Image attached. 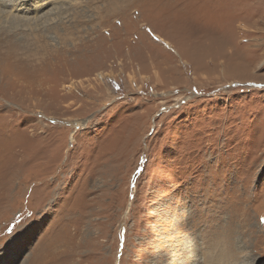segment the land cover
Masks as SVG:
<instances>
[{"label":"rangeland","instance_id":"rangeland-1","mask_svg":"<svg viewBox=\"0 0 264 264\" xmlns=\"http://www.w3.org/2000/svg\"><path fill=\"white\" fill-rule=\"evenodd\" d=\"M53 2L0 6V264H264V0Z\"/></svg>","mask_w":264,"mask_h":264},{"label":"bare ground","instance_id":"bare-ground-1","mask_svg":"<svg viewBox=\"0 0 264 264\" xmlns=\"http://www.w3.org/2000/svg\"><path fill=\"white\" fill-rule=\"evenodd\" d=\"M9 1H11V0H0V6H8V4H9ZM15 1H17V0H14V2ZM31 1V4H30V7H28V9H24L25 7L22 5V3H20L19 5H18V3H17V5L18 6H22V8H23V12H21V13H25V14H28V13H30V14H35V13H39V12H41V11H43L45 8H46V5L48 4V6H49V4H53L54 2V0L52 1V0H30ZM46 1V2H45ZM13 2V1H12ZM48 2V3H47ZM25 3V2H24ZM46 4V5H45ZM54 4H56V3H54ZM58 9L55 7V9H52V10H49L50 11V13L48 12L47 13V11H46V13H44V15L45 16H51V15H54V14H52V12L53 11H57ZM16 14V13H15ZM21 15V14H20ZM44 15L43 16H41V17H37V19H33V20H31L30 19V21H34V22H40V20H38V19H44L45 17H44ZM26 17V16H25ZM44 17V18H43ZM25 19V18H24ZM169 42V41H168ZM167 43V42H166ZM167 45H168V47H170L171 45H169V43H167ZM35 51V50H34ZM33 51V52H34ZM30 60V59H29ZM232 236V235H231ZM220 241V240H219ZM221 244V243H220ZM218 245V244H217ZM216 245V246H217ZM220 247V246H219ZM219 247H217V249L219 248ZM225 249V248H224ZM232 249V248H231ZM214 250L215 249H213V253H214ZM220 250V249H219ZM218 250V251H219ZM233 250V249H232ZM232 250H231V252H232ZM221 251V250H220ZM219 251V252H220ZM234 252V251H233ZM217 253V252H216ZM215 253V254H216ZM224 253V252H223ZM221 254V253H220ZM220 254L218 255V256H220ZM230 254V253H229ZM229 254H227V255H229ZM222 255V254H221ZM225 255V253L223 254V256ZM231 255H233V254H231ZM217 256V255H216ZM234 256V255H233ZM228 257H230V256H228ZM239 258V257H238ZM233 259H234V257H233ZM221 260V259H220ZM236 261H238V259L236 260ZM232 263V262H231ZM235 263V262H234Z\"/></svg>","mask_w":264,"mask_h":264},{"label":"clouds","instance_id":"clouds-1","mask_svg":"<svg viewBox=\"0 0 264 264\" xmlns=\"http://www.w3.org/2000/svg\"><path fill=\"white\" fill-rule=\"evenodd\" d=\"M208 264H228L227 259L214 260L211 257L209 258Z\"/></svg>","mask_w":264,"mask_h":264}]
</instances>
